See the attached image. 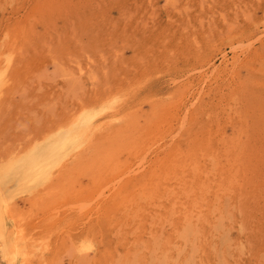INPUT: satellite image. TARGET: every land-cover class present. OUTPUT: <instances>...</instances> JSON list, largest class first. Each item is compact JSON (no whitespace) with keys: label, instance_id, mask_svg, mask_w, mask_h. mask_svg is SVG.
<instances>
[{"label":"rangeland","instance_id":"374dc122","mask_svg":"<svg viewBox=\"0 0 264 264\" xmlns=\"http://www.w3.org/2000/svg\"><path fill=\"white\" fill-rule=\"evenodd\" d=\"M0 58V168L111 107L0 264H264V0H0Z\"/></svg>","mask_w":264,"mask_h":264},{"label":"bare ground","instance_id":"6f19581e","mask_svg":"<svg viewBox=\"0 0 264 264\" xmlns=\"http://www.w3.org/2000/svg\"><path fill=\"white\" fill-rule=\"evenodd\" d=\"M4 80L5 72L0 70V93L5 84ZM108 108L111 107L104 108L100 113H92L90 111L82 113L81 116L72 122L69 129H63L55 136H48L41 143L36 144L26 156L10 163L6 167L0 168V250L3 252V258L8 262L11 263L18 259L25 262L28 261L30 257H40V255L47 251L46 248H48L45 244H43L45 247L43 245H41L43 246L41 247L39 243L38 245L36 243L37 246L33 245V248V246H31L32 243L26 242L27 239L23 240L21 237L12 236L10 232L11 229H8L7 219L10 212V202L15 193H24L30 183L41 185L45 181H49L52 176L51 170L58 166L64 157H67L73 151L87 144L88 140L97 133H95V131L100 128V125L97 124V117ZM115 118L116 115H113L112 119ZM103 126H105V124H103ZM88 143L90 144V141ZM36 199L37 198H34V200ZM81 250L89 251L90 247L86 246ZM42 259L43 258H41V260ZM33 264L35 263L33 262Z\"/></svg>","mask_w":264,"mask_h":264}]
</instances>
